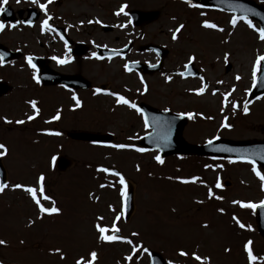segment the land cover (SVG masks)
Segmentation results:
<instances>
[{"label": "rangeland", "instance_id": "obj_1", "mask_svg": "<svg viewBox=\"0 0 264 264\" xmlns=\"http://www.w3.org/2000/svg\"><path fill=\"white\" fill-rule=\"evenodd\" d=\"M22 1L34 6L30 1ZM66 1L50 12L77 15L69 24L84 35L81 37L91 36L93 41H90L96 45L113 42V46H120L142 36L137 41L141 45L151 42L169 52L160 72L147 78L121 75L125 69L120 58L113 63H98L94 59L88 64L92 80L101 82L108 78L116 87L126 83L141 91L140 101L145 104L152 103L154 107L177 114H191L182 132L188 144L199 145L212 139L264 140V97L252 106L246 105L253 84V65L264 51V42L257 31L240 20L233 27L229 14L199 11L190 0L188 3L184 0H90L88 3L77 1L78 5L75 1ZM131 10L156 11L158 16L149 24L134 27L127 17ZM205 22L215 25L214 31L202 27ZM101 23L112 25L114 32H101ZM177 28L180 31L174 40L173 32ZM34 33H39V23L32 29L17 32L14 38L23 36L30 42ZM32 39L38 47V38ZM45 49L55 53L48 44L43 46ZM145 53L136 55L140 63L157 62L153 53ZM190 56L200 78L183 79L173 73L184 70ZM130 58L134 57H127ZM227 60L231 63L228 71L223 64ZM13 74L12 70L11 84L20 86V90L7 99H0V106L6 103L8 112L2 115L16 122L29 114L21 103L29 96L23 97L24 80H18ZM203 81L207 87L197 95ZM108 101L104 99L101 104L98 100L97 106L92 99L85 101L79 111L83 116L78 118L79 122L89 124L92 132L113 133L115 142L110 145L130 144L133 140L125 141L126 135L136 131L137 137H141L148 132L135 117L133 123L130 120L126 125L129 115H125L128 111L124 108L115 115L109 114ZM13 120L10 130L0 124V145H4L6 152L2 164L8 174L7 187L0 192V240L5 242L0 245V264H76L77 260L86 264L92 252L96 253L93 264H149L146 249L159 252L168 264H201L192 258L193 254L202 258V264H248L241 247L247 239H254L253 246L261 253L256 256V264L264 256V241L258 239L254 227V211L240 207L242 203L258 204L264 200L261 180L249 164L196 156L169 157L157 163L158 155L153 152L136 155L94 144L72 143L57 149L54 144L57 147L56 142L60 140H51L49 134L34 133L33 129L40 127L38 124L14 127ZM222 124L227 127H221ZM123 128L126 133H121ZM61 155L70 162L69 169L63 173L55 170V160ZM101 168L106 171H99ZM112 168L122 174L124 195L127 184L131 185L133 209L125 223L121 178L110 175ZM40 176L44 177L43 192L49 200L40 197L41 186L37 183ZM182 180L189 182L181 183ZM17 184L35 189L40 205L55 207L58 213H40L26 192L13 187ZM114 225L119 233L116 237L121 239L101 242L97 226L108 230L105 235L115 236L117 232L111 231ZM181 251L187 255L179 256ZM259 264H264V260Z\"/></svg>", "mask_w": 264, "mask_h": 264}, {"label": "flooded vegetation", "instance_id": "obj_2", "mask_svg": "<svg viewBox=\"0 0 264 264\" xmlns=\"http://www.w3.org/2000/svg\"><path fill=\"white\" fill-rule=\"evenodd\" d=\"M35 1L36 3H43L44 0L42 2L39 0ZM69 1H75L76 3L77 1H85L88 3L90 0ZM64 2L67 1L55 0L54 7H61ZM4 8L5 10L0 12V24L4 25L3 29H0V44L13 52L20 51L22 56L18 60H13L5 64L0 63V82L9 83L12 86L11 83L13 82L10 76L12 70L14 72L13 75L18 78V80H24L23 83L25 84L21 85L23 90L22 93L24 94L23 97H29L23 99L21 103L26 107L28 110L27 114H29L27 116L25 115L24 119L21 120L28 125H33L34 127L36 124H38L40 127L33 129L36 135L40 133H59V135H50V138H52L51 140H60L56 142L57 147L54 144V147L57 149H64L65 144L80 143L78 141L72 140L68 135L78 131L90 130L89 124L83 125L78 120L79 117H83L81 114H79V111L82 110L84 102L88 99H92L96 106L98 100L102 104L104 99H109L108 103L110 104L108 107H106L107 112L111 115H115L119 113L121 108H124L128 111V113L125 115H129V118L127 120L125 119L126 125H129L130 120H132L133 123L130 110L125 105L118 104L116 102V96L123 97L136 107V105L141 102V91L137 90L136 88H130V86H128L126 83H121V85H117L116 87L113 81L109 80L108 78L101 82L92 80L90 76L91 68H89L88 64L94 59L97 60L98 63H113L112 61L121 58V60H123L125 69L126 64L139 62L136 59V55H142L144 51L139 50L142 45L137 41L140 40L142 36L139 38L136 37L135 39H129L128 42H124L120 46H113V42H111L109 45L106 43L103 45H96L90 41H93L91 36H89L90 39L81 37L84 35L78 34L73 26L69 24L71 20H76L77 16L69 10L68 12L73 14V16L65 12L59 14L50 12L49 16H46L47 12L45 10L42 12L40 8L37 9L36 6L28 5L22 0H7ZM30 9H34V14H36L37 17V19L32 23H29L31 19L29 16ZM42 18H44V21L47 20L48 24L52 26L53 35L55 36L53 37V40L48 39L45 34L41 33L40 27L38 34L34 33L32 36H30V42H26L23 36L17 39L14 38V35H16L17 32L22 33L26 29H32V27L38 24ZM101 24V32L105 34H112L114 32L112 25H105L103 23ZM104 27L110 28L109 30H104ZM87 33L88 35L91 34L90 32ZM34 37L38 38L39 40L38 47L33 45L34 40L32 38ZM43 38H46L48 41L44 43ZM116 40L118 41L119 38H116ZM47 44L50 49H55V53L50 50H43V46H47ZM99 48L105 51L120 50L123 54L116 55L114 58L107 57L104 51H97ZM26 49L28 51H26ZM125 49L126 51L122 52ZM93 53H95V56H93ZM149 53H153V55L158 58L156 52H146L145 54ZM168 54L169 52L167 51V55ZM129 56L134 58L127 59ZM28 57L39 58V60L35 63H31L32 66H29L27 59ZM53 57H55V59H53ZM96 57L100 58L97 59ZM166 57L163 59V65ZM57 60H67L68 62L65 64H58ZM126 74L135 75L136 77H147L141 76L140 74H137L133 71L126 73V70L125 74L123 72L121 75L126 76ZM34 75L36 77L35 80L33 79ZM37 81L39 82L37 83ZM81 86L83 88H80ZM19 90L20 86H12V91L1 96L0 99H7L12 93ZM131 90L132 92H130ZM102 92L113 93L115 99L106 97ZM73 95H75L77 100H81L79 107L76 106V103L72 99ZM33 102L35 103L36 107V111L34 113H32V109L30 108ZM149 105L153 106L152 103H149ZM0 107V124L6 126L7 130H10L11 127H9V125L12 123H5L4 121H11L13 119L2 115V113L8 112L7 105L5 103ZM30 115L34 117L32 120L28 119ZM57 115L59 118L54 120L53 117ZM97 120L99 119H96V121ZM20 125L21 124H18L15 122V120H13L14 127H20ZM58 125L61 126L57 128ZM63 125H65V128H61ZM101 128H103V125ZM121 132H125V130H121Z\"/></svg>", "mask_w": 264, "mask_h": 264}, {"label": "water", "instance_id": "obj_3", "mask_svg": "<svg viewBox=\"0 0 264 264\" xmlns=\"http://www.w3.org/2000/svg\"><path fill=\"white\" fill-rule=\"evenodd\" d=\"M215 2V0H213ZM207 0L199 2L201 5L207 4ZM249 3L248 6H244L245 9H250V12L245 13L243 8H240L238 15H247L248 17L256 20L260 23L261 28H264V7L257 6L249 0H238V5L241 6L244 3ZM228 7L232 5L227 3ZM134 20H140V22L152 21L156 18V12H133L131 13ZM139 67H142L139 65ZM255 90L252 92V98L264 92V62L260 69V76L258 79ZM2 86H0L1 88ZM149 111L154 112L152 109ZM158 113V112H157ZM146 121L148 125L153 129V133L146 136L143 140L148 141V148L158 149L162 157L170 154H187L195 153L202 156L210 157H227V158H242L259 162L264 167V145L258 142L250 141H227L219 140L212 142L203 147L189 146L184 143L181 138V132L185 125V120L178 121L176 116L167 113H158L152 115L150 112L146 113ZM72 139L83 141H103L108 140L107 137L97 134H85L76 133L71 135ZM57 165L60 170H64L68 161L63 157L57 160ZM116 173V172H115ZM5 175L4 170L0 167V184H4ZM131 193L128 194V206L127 214L132 211ZM259 212L263 213L264 208L259 207ZM259 223L264 225L260 219ZM259 231L264 235V227L259 226ZM160 256L156 253H151V264H158ZM162 262V261H161ZM162 264H164L162 262Z\"/></svg>", "mask_w": 264, "mask_h": 264}, {"label": "snow or ice", "instance_id": "obj_4", "mask_svg": "<svg viewBox=\"0 0 264 264\" xmlns=\"http://www.w3.org/2000/svg\"><path fill=\"white\" fill-rule=\"evenodd\" d=\"M7 0H0V12H3L5 10L4 6L6 4ZM49 2H51V0H49ZM185 3H188V0H184ZM33 3H35V0H33ZM198 6V5H197ZM39 8L40 10L43 12L45 10V5L44 4H40L39 5ZM121 12H123V6L121 7ZM245 13L247 12H250L251 10L250 9H245L243 10ZM237 19L241 20L244 24H246L250 29H252L253 31H257L258 33V37L261 41H264V28H260V29H257L254 27V25L249 21V19L247 18V15H241L239 17L233 15L231 20H230V23L232 24V26L234 27L236 25V22H237ZM89 23H92V21H89ZM96 23H99V21H96ZM30 26V25H29ZM4 25L0 24V29H3ZM48 27V22L47 20L43 21V23L41 24V29L44 30ZM182 27V26H181ZM202 27L204 28H216L215 25L213 24H210V23H207L205 22ZM217 30H220V29H217ZM180 31V28H177L175 30V32H173V39L175 40L176 39V32H179ZM93 56H95V53H93ZM97 59H99L100 57H96ZM0 59H2V57H0ZM28 59V62H29V66H32L31 65V58H27ZM53 59H55V57H53ZM193 58H189V62H191ZM68 61L67 60H57V63L58 64H65L67 63ZM261 62H264V56H258L254 65H253V71H252V75H253V81L255 83V76H256V72H257V68L258 66L261 64ZM187 68L188 66L185 65V70L187 71ZM125 70L127 71L128 70V66L125 65ZM181 75H183V73H181ZM33 79L35 80L36 77L35 75L33 76ZM236 79H239V77H236ZM39 81H37L38 83ZM204 91V87L202 85V87L196 92L197 95H200L202 94ZM72 99L75 101L76 103V106L79 107L80 106V101L77 100V98L75 97V95H73ZM116 102L118 104H123V105H127L129 108H133L135 107V105H133L132 103H130L128 100L124 99L123 97L121 96H116ZM32 107H33V111L35 112L36 111V107H35V103L33 102L32 104ZM233 107H235V105H233ZM137 112H139V109H136ZM247 112V106H245V113ZM189 115V119H191V114H188ZM34 117L33 116H29L28 119L29 120H32ZM59 116H54L53 119H58ZM5 123H9L10 121H7L5 120L4 121ZM16 123L18 124H22L24 123V121H16ZM147 126V124H146ZM221 127H227V125L225 124H222ZM49 135H59V133H48ZM209 144L212 143V141H208ZM111 147H115V148H124L125 145H111ZM136 151L138 152H142L144 151L143 149H136ZM6 154L5 152V148H4V145H0V157H3L4 155ZM155 160L157 163H162L163 161L161 160V158L159 156H156L155 157ZM247 163L249 164H252L253 162L251 160H247L246 161ZM99 171H106L105 169H98ZM252 171L254 172V174L257 175V177L261 180V190L264 191V176H261L259 172H257V169L255 167V165H253L252 167ZM112 175H116V173H112ZM44 180V177L43 176H40L37 180V183L38 185H40V197L41 199H44V200H49L50 198L46 195H44V192H43V187H42V182ZM181 183H188L189 181H185V180H182L180 181ZM194 182V181H193ZM120 185H121V196L123 197L124 196V191H123V186H124V180L123 178L121 177L120 181H119ZM7 187V185H3V184H0V192H3L4 189ZM14 188L16 189H22L24 192H26L33 200V202L37 205V208L39 210L40 213H47L49 215L53 214V213H58V209L55 208V207H52V208H44L40 205L39 203V200H37V196H36V190L31 188V187H24L22 185H14L13 186ZM216 187H220V184L219 182L217 183ZM212 193L209 192V196H211ZM240 207L242 208H248V209H255L257 208V205L256 204H252V203H247V204H240ZM259 207H262L264 208V200L260 201V204H259ZM233 219H235V217H233ZM240 227H244L243 225H239ZM108 231L107 229L103 228V227H99L97 226V232L99 233V240L101 242H113L114 240H119L121 239L120 237H116V236H113V235H105V232ZM111 231L113 233L117 232L118 231V228L115 227V225L113 226V228L111 229ZM133 235H136L135 233H133ZM123 242L125 243H130V241H127V240H123ZM5 242L0 240V245H3ZM250 244H251V241H249L248 243H246L244 245V251L247 255V259H248V264H256V261H257V257L255 255H253L251 249H250ZM57 252L59 251L58 249L56 250ZM133 251H135V248L133 249ZM146 251V250H145ZM225 251H228V249H225ZM179 256L181 257H184L187 255V253L181 251L178 253ZM89 259L88 261L86 262V264H93V262L95 261L96 259V253L95 252H92L89 254ZM63 258V257H62ZM194 260L198 261V262H201L202 264V258L193 254V257H192ZM126 259H131V257H126ZM261 259H264V258H261ZM76 264H84V262L82 260H77L76 261Z\"/></svg>", "mask_w": 264, "mask_h": 264}]
</instances>
